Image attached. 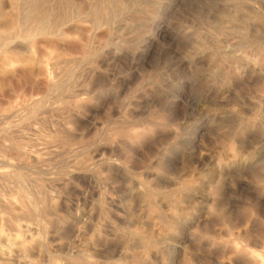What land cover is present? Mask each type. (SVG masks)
<instances>
[{
    "label": "rangeland",
    "instance_id": "374dc122",
    "mask_svg": "<svg viewBox=\"0 0 264 264\" xmlns=\"http://www.w3.org/2000/svg\"><path fill=\"white\" fill-rule=\"evenodd\" d=\"M1 263L264 264V0H0Z\"/></svg>",
    "mask_w": 264,
    "mask_h": 264
},
{
    "label": "bare ground",
    "instance_id": "6f19581e",
    "mask_svg": "<svg viewBox=\"0 0 264 264\" xmlns=\"http://www.w3.org/2000/svg\"><path fill=\"white\" fill-rule=\"evenodd\" d=\"M28 2V0H23V5L26 7V3ZM4 204L5 205H10V204H12V202H8V201H6V202H4ZM2 264V263H1Z\"/></svg>",
    "mask_w": 264,
    "mask_h": 264
}]
</instances>
